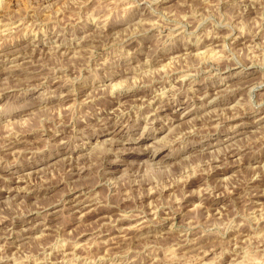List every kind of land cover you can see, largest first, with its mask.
Wrapping results in <instances>:
<instances>
[{"label":"clouds","instance_id":"clouds-1","mask_svg":"<svg viewBox=\"0 0 264 264\" xmlns=\"http://www.w3.org/2000/svg\"><path fill=\"white\" fill-rule=\"evenodd\" d=\"M0 264H264V0H0Z\"/></svg>","mask_w":264,"mask_h":264}]
</instances>
